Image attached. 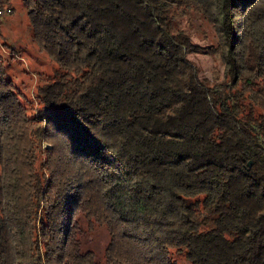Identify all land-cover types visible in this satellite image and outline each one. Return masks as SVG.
Returning a JSON list of instances; mask_svg holds the SVG:
<instances>
[{
  "label": "trees",
  "instance_id": "16d2710c",
  "mask_svg": "<svg viewBox=\"0 0 264 264\" xmlns=\"http://www.w3.org/2000/svg\"><path fill=\"white\" fill-rule=\"evenodd\" d=\"M19 1L57 69L35 109L0 57V264H264V0Z\"/></svg>",
  "mask_w": 264,
  "mask_h": 264
},
{
  "label": "rangeland",
  "instance_id": "374dc122",
  "mask_svg": "<svg viewBox=\"0 0 264 264\" xmlns=\"http://www.w3.org/2000/svg\"><path fill=\"white\" fill-rule=\"evenodd\" d=\"M13 13L0 10V57L6 62L8 78L18 92L30 102L32 108L39 109L34 94L41 82L53 74L56 64L40 52L32 40L27 12L19 0H12ZM201 46L209 44V39L193 36ZM190 60L199 68L202 76L220 82L224 80V68L210 56L191 55ZM109 244L108 234L98 229L88 237V246L99 262L104 261V252Z\"/></svg>",
  "mask_w": 264,
  "mask_h": 264
},
{
  "label": "water",
  "instance_id": "95a60500",
  "mask_svg": "<svg viewBox=\"0 0 264 264\" xmlns=\"http://www.w3.org/2000/svg\"><path fill=\"white\" fill-rule=\"evenodd\" d=\"M250 165H251V163H250Z\"/></svg>",
  "mask_w": 264,
  "mask_h": 264
}]
</instances>
